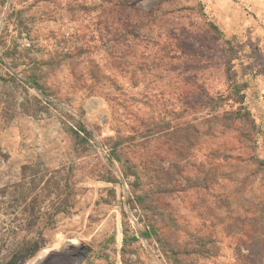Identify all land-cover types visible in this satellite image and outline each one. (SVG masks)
<instances>
[{
    "label": "rangeland",
    "instance_id": "1",
    "mask_svg": "<svg viewBox=\"0 0 264 264\" xmlns=\"http://www.w3.org/2000/svg\"><path fill=\"white\" fill-rule=\"evenodd\" d=\"M122 3L0 0V264H235L240 226L264 240V0ZM174 164L209 188L156 202Z\"/></svg>",
    "mask_w": 264,
    "mask_h": 264
},
{
    "label": "trees",
    "instance_id": "2",
    "mask_svg": "<svg viewBox=\"0 0 264 264\" xmlns=\"http://www.w3.org/2000/svg\"><path fill=\"white\" fill-rule=\"evenodd\" d=\"M122 7L123 8H127V0H122ZM137 28L136 30L138 32H135V37L137 38L140 34V30L142 29L141 23H137ZM212 29L214 30H218V27L212 24ZM132 33V32H131ZM133 35V34H132ZM134 36V35H133ZM138 39V38H137ZM166 48V47H165ZM168 49V47L166 48ZM238 118H240V116H238ZM170 151V150H169ZM175 165V164H174ZM264 165V163H263ZM173 166V164H172ZM206 173H208L205 170ZM159 173L160 174V180H159V184L157 185L156 188H154L153 190L156 191L153 192V195H157L158 200H156V202L158 203H162V204H166L165 201L167 199H170L173 193H175V191H188L190 189H196V188H201L202 190H207L209 188V185L211 184V182L209 181L208 175L207 174H203V176L197 178V179H193L191 177H183V174L185 173V170L181 169L180 167L175 165V174L171 173L169 170L165 171V169L162 167L159 169ZM192 182L194 184H192ZM177 188V189H176ZM176 189V190H175ZM229 220L232 221L231 224H229L228 226V231H232L233 230V226L237 227L240 225H236L235 222L241 224L242 219H232L229 218ZM251 225V224H250ZM249 225V227H250ZM226 228V225H225ZM241 233H244L245 237H247V239L245 240L246 242L243 244H240V246H238L237 250H236V263L235 264H256V261L259 260V262L263 263V256H261V253L257 250L258 249V245L257 243H261V246L263 247L264 244V240H262L261 238L258 239V235H257V231L253 232V228H246L242 226H240V228H238ZM263 238H264V227L261 228V234H260ZM255 240H259V241H255ZM246 250V251H245Z\"/></svg>",
    "mask_w": 264,
    "mask_h": 264
}]
</instances>
